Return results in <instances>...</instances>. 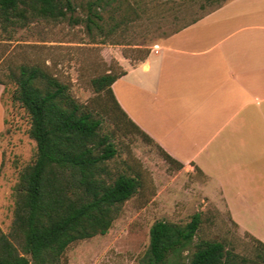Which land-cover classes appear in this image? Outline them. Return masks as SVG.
<instances>
[{"label": "rangeland", "instance_id": "1", "mask_svg": "<svg viewBox=\"0 0 264 264\" xmlns=\"http://www.w3.org/2000/svg\"><path fill=\"white\" fill-rule=\"evenodd\" d=\"M93 1L73 0L74 10L59 20L29 19L19 26L0 18V78L7 85L3 94L7 121L0 139L4 153L0 230L12 233L20 176L37 154L29 134L31 116L12 99L17 87L10 74L20 65L38 66L67 84L76 101L102 120V132L117 149L108 162L112 175L131 168L141 182L107 234L71 244L62 264H141L156 221L185 224L197 212L204 222L195 242L221 241L229 252L263 262L258 252L264 250L256 239L238 229L226 208L203 196L198 175L171 164L152 142L131 131L111 94L97 92L92 84L96 78L119 74L116 59L110 57L119 46L152 45L229 0H119L97 3L90 10Z\"/></svg>", "mask_w": 264, "mask_h": 264}, {"label": "crops", "instance_id": "2", "mask_svg": "<svg viewBox=\"0 0 264 264\" xmlns=\"http://www.w3.org/2000/svg\"><path fill=\"white\" fill-rule=\"evenodd\" d=\"M111 52L129 129L197 174L207 201L264 244V0H229L152 45ZM3 163L0 145V174Z\"/></svg>", "mask_w": 264, "mask_h": 264}, {"label": "trees", "instance_id": "3", "mask_svg": "<svg viewBox=\"0 0 264 264\" xmlns=\"http://www.w3.org/2000/svg\"><path fill=\"white\" fill-rule=\"evenodd\" d=\"M116 1L94 0L88 6L91 10L97 3ZM73 10V0H0V18L19 26L29 19H63ZM88 21L93 23L91 16ZM118 75L107 74L92 84L97 92L113 97L111 87ZM10 79L17 87L12 99L31 116L29 134L37 154L20 176L12 233L0 230V264H62L71 244L107 234L124 203L138 192L139 174L129 168L112 175L108 162L117 149L102 132V120L76 101L67 84L27 65L18 66ZM0 82L6 89L1 78ZM203 222L200 212L185 224L156 221L141 264H264L263 257V262L253 263L229 252L221 241L195 242Z\"/></svg>", "mask_w": 264, "mask_h": 264}]
</instances>
